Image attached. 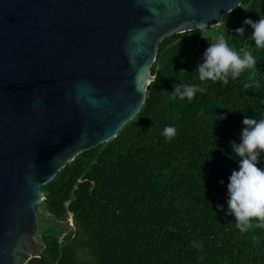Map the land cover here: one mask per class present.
Returning <instances> with one entry per match:
<instances>
[{
    "label": "trees",
    "instance_id": "16d2710c",
    "mask_svg": "<svg viewBox=\"0 0 264 264\" xmlns=\"http://www.w3.org/2000/svg\"><path fill=\"white\" fill-rule=\"evenodd\" d=\"M260 16L264 0H243L219 26L159 43L136 116L42 187L47 216L38 219L46 249L36 264H264L258 221L241 233L226 215V185L239 159L230 142H239L245 116L264 118V49L243 25ZM242 26L246 37L234 31ZM220 36L239 54L251 52L256 66L227 84L201 82L196 65ZM178 83L207 91L191 101L172 98ZM165 126L176 135L164 137ZM69 216L91 261L78 258L71 234L54 223Z\"/></svg>",
    "mask_w": 264,
    "mask_h": 264
},
{
    "label": "water",
    "instance_id": "95a60500",
    "mask_svg": "<svg viewBox=\"0 0 264 264\" xmlns=\"http://www.w3.org/2000/svg\"><path fill=\"white\" fill-rule=\"evenodd\" d=\"M243 0H0V264L46 249L42 187L139 112L159 43Z\"/></svg>",
    "mask_w": 264,
    "mask_h": 264
},
{
    "label": "clouds",
    "instance_id": "9594fccd",
    "mask_svg": "<svg viewBox=\"0 0 264 264\" xmlns=\"http://www.w3.org/2000/svg\"><path fill=\"white\" fill-rule=\"evenodd\" d=\"M243 25L250 26L251 40L259 49H264V16L253 21L246 18ZM236 36H245V27L234 30ZM256 58L251 52L243 55L234 51L223 36L209 42L204 50L201 60L196 65L198 79L201 82H223L235 80L241 73L256 66ZM206 87L195 84L178 83L170 94L172 98L191 101L197 93H205ZM218 117L217 119H224ZM243 127L239 132V142L231 141V153L239 159L238 167L232 170L226 185L227 212L235 220V227L244 233L252 226L255 218L256 227L264 229V118L255 119L245 116L242 120ZM166 138L176 135V128L165 126L161 133ZM223 183V181H220ZM223 210V206H218ZM194 247L199 244L193 242Z\"/></svg>",
    "mask_w": 264,
    "mask_h": 264
},
{
    "label": "rangeland",
    "instance_id": "374dc122",
    "mask_svg": "<svg viewBox=\"0 0 264 264\" xmlns=\"http://www.w3.org/2000/svg\"><path fill=\"white\" fill-rule=\"evenodd\" d=\"M36 209L38 216L39 214L44 215L45 217L47 216V213L43 210L41 203L37 205ZM54 223L62 229H67V233L69 232L71 234V239L74 241V243L77 246L78 258L81 260L91 261L92 259L86 245L85 236L74 226L71 216H69L64 221H55Z\"/></svg>",
    "mask_w": 264,
    "mask_h": 264
}]
</instances>
